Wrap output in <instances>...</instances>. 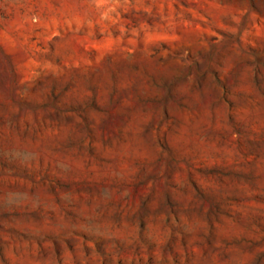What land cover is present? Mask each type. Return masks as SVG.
<instances>
[{"label":"rangeland","instance_id":"1","mask_svg":"<svg viewBox=\"0 0 264 264\" xmlns=\"http://www.w3.org/2000/svg\"><path fill=\"white\" fill-rule=\"evenodd\" d=\"M0 264H264V0H0Z\"/></svg>","mask_w":264,"mask_h":264}]
</instances>
